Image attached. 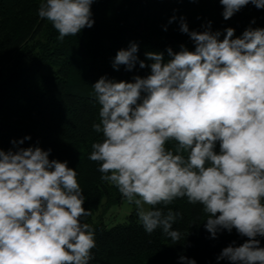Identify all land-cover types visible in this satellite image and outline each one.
Wrapping results in <instances>:
<instances>
[{
	"label": "clouds",
	"instance_id": "obj_1",
	"mask_svg": "<svg viewBox=\"0 0 264 264\" xmlns=\"http://www.w3.org/2000/svg\"><path fill=\"white\" fill-rule=\"evenodd\" d=\"M94 2L42 0L38 16L63 41L93 27ZM220 3L225 20L250 3L264 9V0ZM211 24L190 30L181 16L179 30L194 50L168 47L167 59L149 51L150 64L139 60L135 42L117 51L115 70L123 65L131 72L139 63L150 72L132 82L102 76L92 85L101 106L92 127L103 139L92 143L89 159L99 162L101 179L135 205L147 234L159 229L173 245L185 240L173 227L181 213L167 206L186 197L202 206L211 239L234 229L247 238L224 247L217 261L264 264L257 239L264 237V28L249 26L235 36L234 28L222 33ZM29 139L0 149V264H90L95 232L82 222L92 213L77 171L49 159L51 149L19 146ZM179 261L197 264L185 255Z\"/></svg>",
	"mask_w": 264,
	"mask_h": 264
},
{
	"label": "trees",
	"instance_id": "obj_2",
	"mask_svg": "<svg viewBox=\"0 0 264 264\" xmlns=\"http://www.w3.org/2000/svg\"><path fill=\"white\" fill-rule=\"evenodd\" d=\"M41 2L0 0V149L14 150L11 141L30 136L19 146L51 149L49 159L67 161L77 171L84 207L92 213L82 222L95 232L90 264H180V255L197 264H229L217 261L221 250L233 241L239 246L247 238L234 229L211 239L203 226L207 215L202 206L190 204L186 197L167 206L181 213L174 229L188 235L174 245L159 229L147 234L136 209L127 222L109 228L102 217L93 220L100 208L105 211L124 197L101 179L99 162L89 159L92 143L103 139L92 127L99 122L101 107L92 85L102 76L132 82L136 75L149 74L150 69H141L139 63L131 72L123 65L113 68L117 51L132 42L138 45L139 60L146 64L151 63L145 57L149 51L164 52L167 59L168 47L179 51L184 44L194 50L189 36L179 30L181 16L190 30L203 31L211 21L213 31L223 33L232 27L235 36H240L249 26L264 28V9L250 3L225 20L220 0H95L93 27L60 41L52 23L38 16ZM173 16L177 19L169 23ZM173 144L169 142L168 147ZM257 239L264 247V237Z\"/></svg>",
	"mask_w": 264,
	"mask_h": 264
},
{
	"label": "rangeland",
	"instance_id": "obj_3",
	"mask_svg": "<svg viewBox=\"0 0 264 264\" xmlns=\"http://www.w3.org/2000/svg\"><path fill=\"white\" fill-rule=\"evenodd\" d=\"M146 207L150 206L146 205ZM135 209V205L128 203L126 198H124L120 203H112L107 206L105 211H102L100 208L93 220L96 221L98 217H102V222L109 228L117 223L127 222L128 216Z\"/></svg>",
	"mask_w": 264,
	"mask_h": 264
}]
</instances>
